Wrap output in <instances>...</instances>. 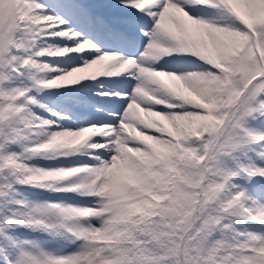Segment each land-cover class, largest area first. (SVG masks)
<instances>
[{
  "label": "snow or ice",
  "instance_id": "6c2138e0",
  "mask_svg": "<svg viewBox=\"0 0 264 264\" xmlns=\"http://www.w3.org/2000/svg\"><path fill=\"white\" fill-rule=\"evenodd\" d=\"M0 264H264V0H0Z\"/></svg>",
  "mask_w": 264,
  "mask_h": 264
}]
</instances>
